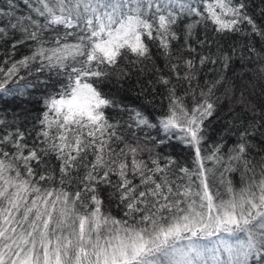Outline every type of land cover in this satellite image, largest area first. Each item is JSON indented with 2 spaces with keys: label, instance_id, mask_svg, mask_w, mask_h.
I'll return each instance as SVG.
<instances>
[{
  "label": "snow or ice",
  "instance_id": "obj_1",
  "mask_svg": "<svg viewBox=\"0 0 264 264\" xmlns=\"http://www.w3.org/2000/svg\"><path fill=\"white\" fill-rule=\"evenodd\" d=\"M22 3L0 264H264V0Z\"/></svg>",
  "mask_w": 264,
  "mask_h": 264
},
{
  "label": "trees",
  "instance_id": "obj_2",
  "mask_svg": "<svg viewBox=\"0 0 264 264\" xmlns=\"http://www.w3.org/2000/svg\"><path fill=\"white\" fill-rule=\"evenodd\" d=\"M258 2V0H257ZM8 3L9 0H0V8H4L7 9L8 8ZM15 3L17 4V13L19 14L20 12H27V9L25 8V6L22 3V0H15ZM3 21H0V23H2ZM135 80V76L133 77V81ZM120 95L122 97H125L129 102L139 105L141 103L140 100L136 99L135 93L131 90L128 89V85H125V88L120 90ZM29 107H31L29 105ZM153 109L149 106V111H152ZM213 128H218L219 125H213ZM212 136H215V133H212Z\"/></svg>",
  "mask_w": 264,
  "mask_h": 264
}]
</instances>
